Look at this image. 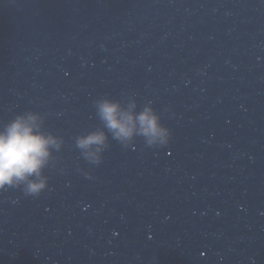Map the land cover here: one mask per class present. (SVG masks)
<instances>
[{"label":"water","instance_id":"water-1","mask_svg":"<svg viewBox=\"0 0 264 264\" xmlns=\"http://www.w3.org/2000/svg\"><path fill=\"white\" fill-rule=\"evenodd\" d=\"M103 96L170 143L89 165ZM27 110L64 146L39 196L0 190V264H264V0H0V126Z\"/></svg>","mask_w":264,"mask_h":264},{"label":"clouds","instance_id":"clouds-1","mask_svg":"<svg viewBox=\"0 0 264 264\" xmlns=\"http://www.w3.org/2000/svg\"><path fill=\"white\" fill-rule=\"evenodd\" d=\"M103 127L75 137V147L89 165L103 163L110 139L128 148L141 137L148 147L170 143L172 130L162 122L160 113L147 101L138 110L137 100L103 96L94 101ZM45 117L35 110L17 113L0 126V190L22 188L25 196H39L49 188L45 169L55 164L54 153L64 146V138L48 131ZM91 175V173H87Z\"/></svg>","mask_w":264,"mask_h":264}]
</instances>
